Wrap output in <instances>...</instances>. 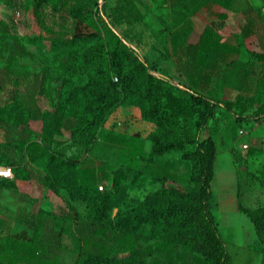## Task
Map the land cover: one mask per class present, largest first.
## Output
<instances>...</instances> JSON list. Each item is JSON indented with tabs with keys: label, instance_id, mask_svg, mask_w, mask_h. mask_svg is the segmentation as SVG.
<instances>
[{
	"label": "trees",
	"instance_id": "obj_1",
	"mask_svg": "<svg viewBox=\"0 0 264 264\" xmlns=\"http://www.w3.org/2000/svg\"><path fill=\"white\" fill-rule=\"evenodd\" d=\"M11 1L4 0L6 3ZM261 1L263 4L258 9L259 14L264 13V0ZM209 2L232 10L237 0L183 1L190 7L192 3L197 6ZM47 6L65 19L71 18L76 25H83L85 31L75 30L64 39L56 29H52L53 36L41 34L30 39L32 42L43 40L68 51V56L61 65L64 71L62 74L48 66L41 72L22 70L20 63L14 59L15 56L6 59V66L0 69L3 74V79L0 74V90L5 88V83L15 88L8 107H18L20 116L6 118L0 115V138L2 130L13 129L17 132L14 146L25 148L30 161L36 165H39L40 159L46 160L47 185L57 193L62 186L69 193L66 201L70 211L66 207L62 208L60 218L75 219L73 200H87L88 216L78 220L76 224V231L87 246L82 251L87 255L82 264H159L147 258L158 252L164 260H168L178 250L189 255L199 254L205 264H233L228 242L212 210V182L216 177L218 147L213 135L202 134L210 122L218 118L220 108L231 112L239 127L253 118L262 120L264 99L252 113H246V106L243 105L238 110L234 100L188 87L198 114L193 133L191 129L181 125L178 115L159 96L156 76L149 63L134 51L127 52L128 45L115 29L123 20L131 17L139 20L143 17L140 11H136L134 0H116L109 13L97 8L98 0H29L27 9L38 21L43 22ZM229 18L228 11L219 12L215 20L204 26L197 42L190 41L195 27L188 18L183 27L168 31V40L174 47L171 53L174 51L173 54L178 57L179 70L190 81H193V73L199 71L200 80L208 86L213 74L205 73V69L213 72L221 70L232 51L242 47L245 39L254 32L256 20L250 14L245 23L237 25V44H230L225 38L226 30L233 27ZM0 33L11 34L9 23L1 17ZM77 44L82 45L81 49H76ZM167 49L170 52L169 45ZM256 54L264 58V53ZM114 69L116 75L112 72ZM135 91H139L144 98V115L152 118L158 128L150 136L151 150L148 155L138 134L131 140H120L131 148L130 164L114 169L111 177L102 169V179L111 180V185L105 189L104 186L99 189L97 184L100 175L94 171L95 160L86 155L81 158L67 156L61 151L50 149L51 143L57 138L52 136L54 132H47L52 129L48 124L44 125L43 131L46 132L42 139L33 137L30 121L44 120L47 116L39 102V96L45 95L54 105V120L61 117L69 121L72 144L84 152L89 151L93 148L96 135L108 113L125 104ZM55 132H59L57 127ZM7 135L9 136V132ZM189 140L195 143V149L187 150ZM13 150L0 140V162L5 161L3 164L13 167L15 178L32 179L35 172L28 167V163L17 164V155ZM173 151H182V156L191 161V180L196 187L185 190L175 185L164 186L161 204L145 201L141 211L133 210L118 221L111 219L108 214L109 201L122 184L136 181L148 171L158 175L163 182L173 176L170 171L161 170L159 165H155L157 158ZM234 158L236 159L235 155ZM141 159L145 160L148 167L142 168L139 165ZM133 171L135 173L132 177ZM72 173L77 187L70 184V176H65ZM57 178L62 180L61 185ZM14 185L13 181L9 182L5 178L0 180L2 188ZM240 207L256 222L260 230L264 229L258 222L262 216L264 218V209L254 212L242 205ZM52 215V212L40 208L34 216L19 217L20 222L34 230V235L30 240L8 238V247L13 250L7 257L10 263L63 264L62 254L67 245H63L58 238L62 235L61 231L47 234ZM53 235H57V239L50 237ZM113 253L126 255L119 257ZM179 258H183L181 253Z\"/></svg>",
	"mask_w": 264,
	"mask_h": 264
},
{
	"label": "rangeland",
	"instance_id": "obj_2",
	"mask_svg": "<svg viewBox=\"0 0 264 264\" xmlns=\"http://www.w3.org/2000/svg\"><path fill=\"white\" fill-rule=\"evenodd\" d=\"M98 1L97 8L103 9L105 13H108L116 2V0ZM28 3L29 0H12L10 3L0 0V17L9 23L11 29L10 35L0 33V69L6 66V59L13 55L14 59L20 63L22 70L41 72L44 67L48 66L62 74L64 71L61 65H63L64 58H67L68 51L43 40L32 42L30 39L41 34L53 36L52 29H56L55 31H58L65 39L75 30L85 31V27L76 25L71 18L65 19L54 12L50 6L45 9L44 21H38L32 13L28 12ZM139 3L143 5L145 1L142 0ZM262 4L261 0H237L233 9L229 10V23L233 27L226 30L225 38L230 44H237L235 37L239 29L237 25L245 23L250 14L256 20L254 32L245 39L242 47L232 51L222 64L221 70L213 72L211 69H205V73L213 74L212 82L208 86L200 80L199 71L193 73V81H190L179 70L178 57L173 54L174 51L171 53L174 47L170 44L167 35L169 30L173 31L177 27H148L149 22L146 18L133 26L122 25L121 22L115 29L128 45L126 51H134L147 64L149 63L156 76L159 96L165 103L168 102L171 109L178 115L181 125L191 129L194 133L198 114L192 103V93L187 90L188 87L212 96L234 100L237 102L238 110L242 109L243 105L246 106V113H252L264 99V58L256 54L264 53V13H258ZM164 9L166 8L155 0L150 12L164 17L166 16ZM17 11H21L19 16ZM196 19L200 27H195L191 32V42L199 40L204 28L202 26L213 17L212 13L209 14L208 11L202 9L198 12ZM156 20L155 18V22ZM153 23L154 21L151 25ZM168 45L170 52L167 49ZM81 46L77 44L76 49H81ZM112 72L116 75V69ZM0 74L3 79V74L1 72ZM14 91L15 88L8 83H5V88L0 90L1 116L6 118L20 116L18 107H8ZM39 99L47 116L44 120L30 121L33 137L42 139L46 132V130L43 131L44 125L48 124L53 130L47 132L50 134L54 132L52 136L57 138L51 143L50 149L61 151L67 156L81 158L86 155L95 160L94 171L100 175L97 184L98 186L103 185L104 189L111 185V180L110 178L102 179V169L106 175L111 177L114 169L130 164L131 148L121 143V139L131 140L134 135L138 134L144 143L147 155L151 150L150 136L157 130L158 125L152 118L144 115V98L139 91H135L125 104L108 113L105 123L96 135L93 148L85 152L72 144L68 129L69 121L66 120V122L61 117L59 120H54V105L45 95L39 96ZM56 102L57 99L54 103ZM56 127L59 131L57 133L55 132ZM207 134L215 137L218 147L216 177L212 182L214 195L212 210L228 242L233 264H264V229L260 230L256 222L240 207L242 205L254 212H261L264 209V118L262 120L253 118L239 127L234 115L220 108L218 118L210 122L202 135ZM9 135L15 137L17 132L9 130ZM6 145L9 149L16 147L13 142ZM186 148L187 150L195 149V143L189 140ZM182 154V151H173L156 159L155 165H159L161 170L170 171L173 175L165 182L158 175L148 171L136 181H127L122 184L109 201L108 214L111 219L118 221L133 210L141 211L145 201L161 204L164 186L175 185L185 190L195 188L196 185L191 180V161L184 158ZM218 156L219 160H227L223 169L220 167ZM46 163L44 159L38 161L39 165L34 163L33 166L38 173L34 180L35 187L32 189L31 184L27 183L26 189L31 188L28 189V194L34 195L37 201L39 200L40 208L53 213L47 234H57L61 231L62 235L58 238L62 240L63 245H67V249L62 254V263L82 264L87 257L82 251L87 246L77 233L76 224L78 220L86 219L88 216L87 200L82 198L73 200L75 219L60 218L62 208L66 207L70 211L65 195L60 193L62 191L65 194L68 190L60 186L57 193L47 185ZM139 165L142 168L148 167L144 159L140 160ZM134 173L135 171L131 172L132 177ZM65 176H70L72 181L70 184L77 187V182L73 179L74 173L65 174ZM61 181L57 178L59 185ZM258 222L264 226L263 216ZM50 237L57 239V235ZM180 253L183 258H179ZM125 255V253L117 254L119 257ZM5 258L7 256L0 249L2 263L6 260ZM147 259L157 261L159 264H205L199 254L189 255L181 250H178L176 255L168 260H164L158 252Z\"/></svg>",
	"mask_w": 264,
	"mask_h": 264
},
{
	"label": "crops",
	"instance_id": "obj_3",
	"mask_svg": "<svg viewBox=\"0 0 264 264\" xmlns=\"http://www.w3.org/2000/svg\"><path fill=\"white\" fill-rule=\"evenodd\" d=\"M139 1L142 0H134L136 11H140L143 17L139 20H134L133 17H131L129 20H123L122 25L125 24L126 26H133L138 22H141L142 19L145 20L148 18V27H183L186 24L185 19L188 18V20L191 21L193 27H200L196 19V16L200 10L205 9L209 14L212 13L213 19H211L209 22L215 20L219 12H229L227 8L215 2H209L205 5L200 4L197 6L192 3L190 7L183 3L184 0H157L159 4L166 8L164 9L166 16L160 17L159 15L156 16L155 13L150 12L152 9V4L155 2V0H144L145 3L143 5L140 4ZM195 1L196 0H193V2ZM115 4L116 2L113 5ZM146 7H148V9ZM218 7L220 8L217 9ZM155 18L157 19L156 22ZM151 20L154 21L153 25H151ZM209 22H206L202 27H204ZM9 130L4 129L1 133L0 140L5 145L10 142L14 143V137L7 135ZM11 131H13V129H11ZM13 149L17 155V164L21 165L28 163V167L35 172V175L30 180H24L15 177L8 179L5 178L9 182L13 181L15 185L4 188L0 187V249L4 251L7 257L13 253V250L8 247V238L13 237L20 240H30L34 235V230L20 222L19 217L25 215L34 216L35 213H37L40 209L39 200L37 201V198H35L34 195L28 194V189H34V180L38 175L35 166H33L34 163L30 161V157L25 148L22 149L20 147H15ZM219 163L220 167L223 169L226 166L227 160L221 159L219 160ZM0 180H2V178H0ZM27 183L31 184V188L26 189ZM61 193L62 195H65L66 199L68 198V192L64 194L61 191ZM1 242H3V244ZM5 259L6 260H4V262L1 264H29L27 262L10 263L8 258Z\"/></svg>",
	"mask_w": 264,
	"mask_h": 264
},
{
	"label": "built area",
	"instance_id": "obj_4",
	"mask_svg": "<svg viewBox=\"0 0 264 264\" xmlns=\"http://www.w3.org/2000/svg\"><path fill=\"white\" fill-rule=\"evenodd\" d=\"M21 11H17V15L19 16ZM14 177V170L11 165L8 164H0V178H13ZM103 189V185L99 186Z\"/></svg>",
	"mask_w": 264,
	"mask_h": 264
}]
</instances>
